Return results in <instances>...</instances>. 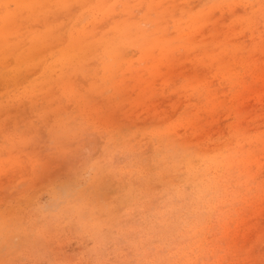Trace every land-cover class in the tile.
<instances>
[{
  "label": "rangeland",
  "instance_id": "1",
  "mask_svg": "<svg viewBox=\"0 0 264 264\" xmlns=\"http://www.w3.org/2000/svg\"><path fill=\"white\" fill-rule=\"evenodd\" d=\"M0 264H264V0H0Z\"/></svg>",
  "mask_w": 264,
  "mask_h": 264
}]
</instances>
